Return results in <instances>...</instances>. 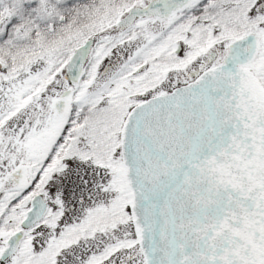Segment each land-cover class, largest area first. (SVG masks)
Segmentation results:
<instances>
[{
	"label": "snow or ice",
	"instance_id": "6c2138e0",
	"mask_svg": "<svg viewBox=\"0 0 264 264\" xmlns=\"http://www.w3.org/2000/svg\"><path fill=\"white\" fill-rule=\"evenodd\" d=\"M0 264H264V0H0Z\"/></svg>",
	"mask_w": 264,
	"mask_h": 264
}]
</instances>
